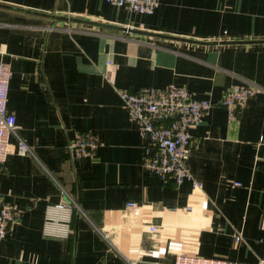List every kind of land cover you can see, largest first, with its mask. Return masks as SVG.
I'll use <instances>...</instances> for the list:
<instances>
[{
    "label": "crops",
    "instance_id": "0c3cea01",
    "mask_svg": "<svg viewBox=\"0 0 264 264\" xmlns=\"http://www.w3.org/2000/svg\"><path fill=\"white\" fill-rule=\"evenodd\" d=\"M0 61L12 71L7 108L34 152L18 153L11 135L0 162V191L19 213L0 264L264 255V0H160L152 14L105 0H0ZM242 80L259 91L229 119L218 100ZM169 83L215 102L190 129L187 165L201 188L143 169L145 139L119 95ZM85 130L100 144L77 159L66 145ZM61 187L86 214L74 210L66 238L41 230Z\"/></svg>",
    "mask_w": 264,
    "mask_h": 264
},
{
    "label": "built area",
    "instance_id": "2783aa9c",
    "mask_svg": "<svg viewBox=\"0 0 264 264\" xmlns=\"http://www.w3.org/2000/svg\"><path fill=\"white\" fill-rule=\"evenodd\" d=\"M124 10L140 14H152L160 0H105ZM12 71L0 61V162L10 153V137H16V151L34 155L32 147L16 130L15 115L7 108L9 81ZM110 77V74H107ZM259 91V86L250 80H242L225 88L218 103L225 107L229 119L238 117L250 97ZM119 95L129 119L133 120L140 135L145 139L141 165L143 169L156 173L162 180L172 179L180 184L189 180L193 188H201L187 165L190 149V129L199 122L204 113L215 103L209 98H197L185 86L169 83L165 86L144 85L136 90L119 89ZM100 144L91 130L76 133L67 142L74 158L94 157ZM239 185L240 182L234 181ZM62 197L45 206L42 233L47 236L66 238L71 226L74 210L86 215L76 198L61 187ZM126 207L137 209L138 203L128 200ZM185 209H191L185 205ZM13 203L6 200L0 191V237L18 219ZM154 229V226H151ZM240 234H237V238ZM172 264H264V255L256 262L240 261L220 257L178 253Z\"/></svg>",
    "mask_w": 264,
    "mask_h": 264
}]
</instances>
